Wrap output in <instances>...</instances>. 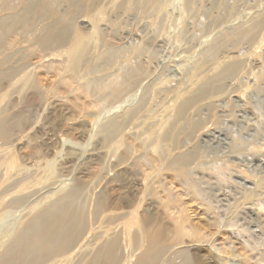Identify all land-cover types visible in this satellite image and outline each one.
Returning a JSON list of instances; mask_svg holds the SVG:
<instances>
[{
  "label": "rangeland",
  "instance_id": "1",
  "mask_svg": "<svg viewBox=\"0 0 264 264\" xmlns=\"http://www.w3.org/2000/svg\"><path fill=\"white\" fill-rule=\"evenodd\" d=\"M0 123V257L264 264V0H0Z\"/></svg>",
  "mask_w": 264,
  "mask_h": 264
},
{
  "label": "bare ground",
  "instance_id": "2",
  "mask_svg": "<svg viewBox=\"0 0 264 264\" xmlns=\"http://www.w3.org/2000/svg\"><path fill=\"white\" fill-rule=\"evenodd\" d=\"M77 44V43H76ZM75 46V45H74ZM5 126H3L1 123H0V136H2L6 129L4 128ZM61 218L59 217V215L57 216V218L52 221L53 223L51 224H48V225H45L44 227H41V228H38L39 232L38 233V236H39V233L42 232V235L37 237L36 234H34V240H32V242L28 243L27 246H25L24 248L25 249H28V252L30 251V249L32 248H35L37 250L41 249V248H44V247H47L46 243H49L51 242L50 238H48V236H53V234L56 233V228H58L59 226V223H60V220ZM36 229V228H34ZM34 231V230H33ZM55 242H56V239L53 238L52 242H51V245H55ZM49 245V244H48ZM17 252H18V249H16ZM32 251V250H31ZM15 251V249L11 250L9 249V251H7L4 255H2L0 257V264H18L19 261H21L22 259V256L20 255H17L19 253H17ZM33 252V251H32ZM31 254H37V252H34V253H31ZM31 254H28L27 257H29V255ZM35 256V255H34ZM34 256L32 258H34ZM29 259V258H27ZM26 257L24 259V261H27ZM33 260V259H32ZM32 260L30 262H32ZM22 262V261H21ZM28 262V261H27ZM30 264V263H29Z\"/></svg>",
  "mask_w": 264,
  "mask_h": 264
}]
</instances>
